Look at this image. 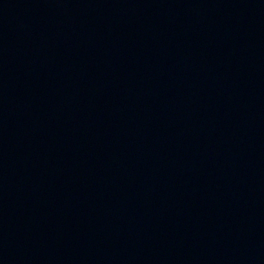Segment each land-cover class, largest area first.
I'll list each match as a JSON object with an SVG mask.
<instances>
[{
  "label": "water",
  "instance_id": "obj_1",
  "mask_svg": "<svg viewBox=\"0 0 264 264\" xmlns=\"http://www.w3.org/2000/svg\"><path fill=\"white\" fill-rule=\"evenodd\" d=\"M0 264H264V0H0Z\"/></svg>",
  "mask_w": 264,
  "mask_h": 264
}]
</instances>
